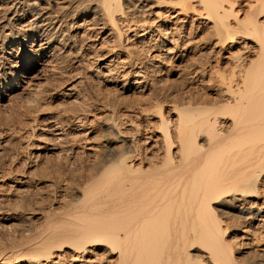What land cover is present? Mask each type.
Here are the masks:
<instances>
[{"label": "bare ground", "instance_id": "obj_1", "mask_svg": "<svg viewBox=\"0 0 264 264\" xmlns=\"http://www.w3.org/2000/svg\"><path fill=\"white\" fill-rule=\"evenodd\" d=\"M28 94L0 264H264V0H0V116Z\"/></svg>", "mask_w": 264, "mask_h": 264}, {"label": "rangeland", "instance_id": "obj_2", "mask_svg": "<svg viewBox=\"0 0 264 264\" xmlns=\"http://www.w3.org/2000/svg\"><path fill=\"white\" fill-rule=\"evenodd\" d=\"M204 34V31H203V33H202V35ZM106 50V49H105ZM103 54L104 52H94V54L93 53H91V54H87L85 57H84V64H85V67L87 68V69H89V70H91V72H88L89 74H92V72L94 71V70H96V68H97V64H96V60H97V57H98V55H100V54ZM74 62V60L72 59V61H70V60H66V59H59L56 63H55V65H54V67H55V69L57 70L56 72H59V73H61V74H63V75H65L66 77H64V78H68V76H67V74H69V73H72V74H77V75H79V76H81V74H82V72H80V70H78L77 68H74V67H76V65H75V63H73ZM71 69V70H70ZM75 71H74V70ZM77 69V70H76ZM68 72V73H67ZM78 72V73H77ZM83 76V75H82ZM91 79L92 80H94V81H92L91 80V84H90V86L92 87V89L94 90V92H95V94H102V93H104L105 92V84H104V78H101V79H97V78H92L91 77ZM164 81L163 82H165V80L167 81L168 80V82H166L167 83V85H169V86H171L172 84H174L175 82L174 81H176L175 80V77H171V76H164V78H162ZM98 80H101V81H98ZM174 80V81H173ZM52 83H54V84H52L51 83V85H55V84H57V81H56V79H55V81H51ZM101 82H102V84H101ZM174 82V83H173ZM172 83V84H171ZM197 83V84H196ZM183 84V85H182ZM163 85H166L165 83L163 84ZM186 85H188L189 87H187ZM191 86V87H190ZM196 86L197 87H200V89L198 90L197 89V91H195L196 90ZM110 88H111V86H109ZM178 87H180L181 89H180V91H179V93L182 95V97L183 96H185V95H187L188 96V94H189V96H191V94H195V93H200L201 92V87H203V86H200L199 84H198V82H193V83H190V84H187V83H185L184 84V82L183 83H180L179 85H178ZM183 87H184V89H183ZM190 88V89H189ZM192 88V89H191ZM194 88V89H193ZM192 90V91H187V90ZM100 90V91H99ZM110 90H112V89H110ZM184 90H186L187 92H188V94L186 93V91H184ZM193 90L195 91V92H193ZM182 91V92H181ZM183 91H184V93H183ZM113 92V91H112ZM189 92H192L191 94L189 93ZM186 93V94H185ZM184 94V95H183ZM29 95V96H28ZM28 95H23V96H19V97H14V98H12L11 100V107L10 108H8V113L6 112L5 114L9 117V121H5V119H6V117H4V116H6V115H1L0 116V142L1 143H5L8 147H6V149H7V151L6 152H4L3 154H1L0 155V165L2 166V167H6L5 169H7V167H9V165L8 164H10L11 162H12V157L13 156H15V153H16V156L18 157V158H20L23 154H24V150L22 151H20V145H19V141H18V137H13V134H12V131H9L8 132V129L10 130V128H11V130H12V127H10V122L11 123H15V122H17V120L18 119H20L21 118V115H22V113H20L19 114V112L18 111H20L21 112V110L25 107L24 105H26L27 104V102H29V101H31V100H34L35 98H34V95L32 94H28ZM31 96V97H30ZM128 96V97H127ZM187 96H185V98L187 97ZM181 97V98H182ZM122 98V97H121ZM135 98L136 97H134L133 95H125L124 96V98H123V102H125V103H131L133 100H135ZM126 100V101H125ZM26 101V102H25ZM130 101V102H129ZM22 106H23V108H22ZM11 108H14L13 110L11 109ZM22 108V109H21ZM21 109V110H20ZM10 110H11V112H12V114L10 113ZM24 110V109H23ZM22 110V111H23ZM10 113V114H9ZM11 117V118H10ZM19 117V118H18ZM3 119V120H2ZM14 120V121H13ZM13 123V124H14ZM7 127H8V129H7ZM4 132V133H3ZM10 134V135H9ZM3 135V136H2ZM12 135V136H11ZM10 137H12V138H10ZM9 142V143H8ZM34 142V141H33ZM0 143V144H1ZM19 145V147H18V145ZM5 145V146H6ZM12 146V147H11ZM16 147V148H15ZM18 147V148H17ZM13 148H15L14 150H12ZM5 149V148H4ZM19 149V150H18ZM11 152H15L14 154L13 153H11ZM22 152V154H20ZM18 153V154H17ZM18 155H20V156H18ZM15 156V157H16ZM25 156V155H24ZM24 156H22L21 157V159L23 158L24 159ZM17 158V159H18ZM52 165H56V167L55 168H53V169H57V163L55 162V161H53L52 163H51ZM51 164H50V167H52L51 166ZM8 165V166H7ZM11 165V164H10ZM11 167V166H10ZM54 167V166H53ZM40 190H42V192L40 191ZM40 192L39 193H42V195L44 196L45 194H44V192L46 193V194H49V193H51V192H49L50 191V189L48 190V193H47V188H40ZM46 196V195H45ZM47 197V196H46ZM17 236H20L19 234H17ZM6 237H7V239H6ZM9 236H6V235H4V234H2V233H0V247L2 246V247H4V245L5 244H7L8 242H9V238H8ZM238 243H241V244H238ZM237 243V245H236V247L238 246V248L239 249H244V248H246V247H250V245H253V247H255L254 245H256V247H260L261 245H262V243H264V242H257V243H255V244H252V243H249V242H238ZM242 243H243V245H242ZM248 244H250V245H248ZM248 245V246H247ZM243 246H246V247H243Z\"/></svg>", "mask_w": 264, "mask_h": 264}]
</instances>
